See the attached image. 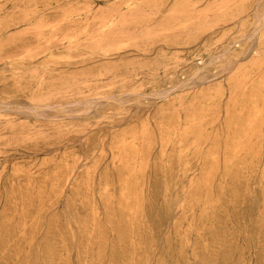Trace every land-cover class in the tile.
I'll list each match as a JSON object with an SVG mask.
<instances>
[{"label": "rangeland", "instance_id": "rangeland-1", "mask_svg": "<svg viewBox=\"0 0 264 264\" xmlns=\"http://www.w3.org/2000/svg\"><path fill=\"white\" fill-rule=\"evenodd\" d=\"M0 264H264V0H0Z\"/></svg>", "mask_w": 264, "mask_h": 264}, {"label": "bare ground", "instance_id": "bare-ground-1", "mask_svg": "<svg viewBox=\"0 0 264 264\" xmlns=\"http://www.w3.org/2000/svg\"><path fill=\"white\" fill-rule=\"evenodd\" d=\"M108 25V24H107ZM115 25V24H114ZM112 26V25H111ZM110 28V27H109ZM18 108V107H17Z\"/></svg>", "mask_w": 264, "mask_h": 264}]
</instances>
